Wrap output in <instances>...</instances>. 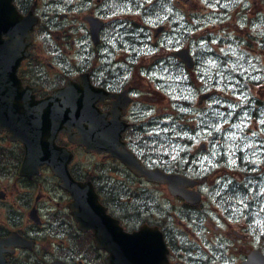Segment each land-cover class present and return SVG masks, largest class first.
<instances>
[{
  "label": "flooded vegetation",
  "instance_id": "flooded-vegetation-1",
  "mask_svg": "<svg viewBox=\"0 0 264 264\" xmlns=\"http://www.w3.org/2000/svg\"><path fill=\"white\" fill-rule=\"evenodd\" d=\"M234 1L0 0V29H20L12 36L16 51L0 53V58L9 60L0 65L12 68L19 54L16 72L29 89L27 94L13 88L7 99H0V254L8 264H125L124 255L112 251L115 244L98 248L93 233L79 229L69 208L71 194L52 164H40L35 174H19L26 149L23 138L28 148L38 149L46 139L66 147L72 153L70 175L91 184L124 232L143 225L148 230L158 227L167 247L164 264H241L253 250L264 254V227L251 215V164L238 158L241 143L228 139V146L221 145L215 123L199 117V126L191 125L199 127V133L194 136L189 131L184 136V163L179 162L182 156L175 159L166 153L165 149L172 150L160 145L156 133L159 77L156 67H144L141 46L146 39L151 58L167 60V55L188 50L193 58V68H185L189 72L199 66L200 57L209 56V68L223 72V55L208 48L209 28L216 25H206L202 9L220 10ZM157 8L158 13L152 12ZM248 9L253 43L248 59L250 87L264 95V0H251ZM192 18L201 28L192 30ZM26 27H32L28 34ZM156 27H161L159 33ZM165 65L172 71L171 64ZM83 75L99 89L90 95V116L83 119L94 131L91 138L104 139L102 151H87L58 129L64 100L56 101L58 106L52 102L38 107L65 81L78 82ZM210 98L200 107L206 108ZM7 105L12 106V121L2 117ZM72 112L78 120L80 110ZM77 120L71 131L78 139ZM124 148L148 170L186 175L194 185L186 188L198 192L190 193L193 202L171 195L166 184L132 172L118 156ZM51 161L64 164L62 152ZM107 222L112 224L110 219ZM146 264L162 263L147 260Z\"/></svg>",
  "mask_w": 264,
  "mask_h": 264
},
{
  "label": "rangeland",
  "instance_id": "rangeland-1",
  "mask_svg": "<svg viewBox=\"0 0 264 264\" xmlns=\"http://www.w3.org/2000/svg\"><path fill=\"white\" fill-rule=\"evenodd\" d=\"M247 1L250 5L251 0ZM236 2L237 3L233 5V9H231L229 13L219 14L216 27L209 28L211 31L209 36L220 38L225 36L227 32V34L231 36V39H233L236 35H244L240 30L233 29L232 27L240 20V17L245 16V19L248 20L251 17V11L250 9H245L246 13L243 14L240 7L243 0H236ZM152 12L158 13V8L154 9ZM221 27L229 28V30L224 31L220 29ZM213 41H216V38H213ZM191 46L195 47V37L191 40ZM159 65V61L152 62V66L154 67ZM173 68L175 69L174 74L167 75L164 68L156 67V73L160 76L159 107L161 108V112L159 121L163 125L160 132L163 134L166 141L170 130H178L179 135H183L182 133L186 135V132L189 131L188 129L193 128L191 125L187 128V126L183 124V121L186 120V116L190 118L189 124L195 123V125L197 124L198 126V118L203 117L202 121H207L209 124L215 123L216 130L220 132L219 137H221V145L228 146V139H232L231 142L238 140L241 143L240 149L243 153V161H250L252 167L251 215L254 214L255 220L264 227V219L261 217V213L264 212V175H262V173L255 175L256 171L262 172L264 170V96L259 95L252 86L248 88L245 87L248 83L246 74L239 77L230 73L229 69H227V71L225 69L224 72H214L203 69L202 74L199 72L189 73L185 71L184 66L176 60H174ZM232 69H234V66H232ZM166 77L170 79L175 78V80H173L172 83L171 81L168 83L165 81ZM197 78L200 79L199 83L201 85L197 82ZM234 85L237 88H241L240 93L237 95L235 92H237L238 89L234 90ZM207 87L211 88V91H215L212 98L206 104V108L196 106V94L199 90ZM177 97H180L179 101L182 102L181 104L177 102ZM194 97L195 99H193ZM189 100L190 102L188 104L191 105V107L186 105ZM252 103L259 104L258 109H254ZM170 105L177 109L174 111L169 110ZM215 105H227L228 110L221 111L222 109L219 106L218 109L214 108ZM253 110L258 112V116L251 114ZM236 111L240 114L233 118L234 112ZM171 113H175L174 118L170 117ZM226 123L228 124L223 127V124ZM199 131L200 128L198 127L197 129H191L190 133L195 136ZM176 147L177 151L179 149L186 150V148L181 145H177ZM247 149H249V151H247ZM183 161V158H179V162Z\"/></svg>",
  "mask_w": 264,
  "mask_h": 264
},
{
  "label": "water",
  "instance_id": "water-1",
  "mask_svg": "<svg viewBox=\"0 0 264 264\" xmlns=\"http://www.w3.org/2000/svg\"><path fill=\"white\" fill-rule=\"evenodd\" d=\"M174 180L175 178L171 176H161L160 177V181L168 182L169 189L172 192L174 193L177 192L180 195H184L181 189L175 186H171V183ZM87 212L88 211L81 212L80 210V213H79L78 211V214H80L81 222H88V220H90L88 217L84 215ZM146 231L147 230H143L135 234H122V241L119 243L121 244V248L119 249V252L122 251V252H127V253L132 254L131 257L129 258L131 263H134V264H142V262L145 263L146 261H140L142 259L159 260L157 255L161 259H164V255L166 254V248L162 240L161 234L157 232L149 233ZM97 237L98 235L96 234V239ZM130 238H133V240H130ZM104 239L105 238L100 235V240L102 242H104ZM141 244H143V246H141Z\"/></svg>",
  "mask_w": 264,
  "mask_h": 264
}]
</instances>
